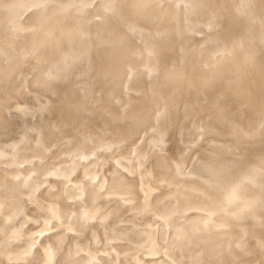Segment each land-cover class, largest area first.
Here are the masks:
<instances>
[{"label": "bare ground", "instance_id": "1", "mask_svg": "<svg viewBox=\"0 0 264 264\" xmlns=\"http://www.w3.org/2000/svg\"><path fill=\"white\" fill-rule=\"evenodd\" d=\"M262 158L264 0H0V264H264Z\"/></svg>", "mask_w": 264, "mask_h": 264}, {"label": "snow or ice", "instance_id": "2", "mask_svg": "<svg viewBox=\"0 0 264 264\" xmlns=\"http://www.w3.org/2000/svg\"><path fill=\"white\" fill-rule=\"evenodd\" d=\"M261 163L264 164V158L261 159ZM253 171H256V170L254 169ZM246 179H247V177H246ZM37 223H39V221H37ZM48 223L49 222L45 221L46 227L48 226ZM45 234L46 233L43 230H41L40 232L34 233V236H42V235H45ZM34 244H35V241H34Z\"/></svg>", "mask_w": 264, "mask_h": 264}]
</instances>
